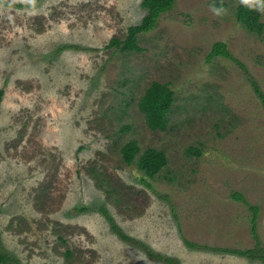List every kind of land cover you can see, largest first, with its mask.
Instances as JSON below:
<instances>
[{
	"label": "rangeland",
	"instance_id": "1",
	"mask_svg": "<svg viewBox=\"0 0 264 264\" xmlns=\"http://www.w3.org/2000/svg\"><path fill=\"white\" fill-rule=\"evenodd\" d=\"M142 0H0V244L6 264H261L188 249H264V0H176L154 29L122 41ZM256 10L261 34L235 18ZM224 43L231 60H208ZM152 82L174 103L165 132L138 101ZM163 151L152 179L120 150ZM198 155H196L197 153ZM145 179L149 187L141 182ZM106 212L124 235L114 234Z\"/></svg>",
	"mask_w": 264,
	"mask_h": 264
},
{
	"label": "trees",
	"instance_id": "2",
	"mask_svg": "<svg viewBox=\"0 0 264 264\" xmlns=\"http://www.w3.org/2000/svg\"><path fill=\"white\" fill-rule=\"evenodd\" d=\"M175 1L176 0H142L140 7L146 10V14L141 20L140 24L130 26L127 29V35L124 40L119 41L113 39L106 47H116L117 49L123 51L139 50L136 44L137 36L139 34H146L152 31L160 16L174 8ZM235 18L237 22L245 27L249 32L256 33L258 35L261 34L262 25L259 23L260 15L256 10L244 5H239L235 11ZM216 57H222L231 60L241 68H244L232 57L224 43L219 42L212 46L211 52L208 55V60ZM249 81L264 109V94H262L255 81H252L251 79ZM2 96L3 92L0 90V101ZM173 103L174 93L170 89L169 85L152 82L140 97L137 106L144 117L146 126L151 131L165 132L168 128L169 115L171 113ZM120 153L126 165H134L137 170L143 174L145 179H152L154 176L158 175L160 171L167 165V160L163 151L148 148L143 152H140L137 143L134 141L126 143L121 148ZM196 155H198V153ZM145 179H141V182L149 187ZM232 197L235 201L243 203L252 213L250 233L253 240L255 241L254 247L252 249L236 250L228 248H210L207 246L202 247L186 240L184 241V244L188 249H204L217 253H228L250 261H258L261 264H264V249L260 246L256 231L258 207L248 204L246 199L240 194H232ZM103 215L110 223L111 229L116 236H118L125 243L136 244L133 240L122 233V231L113 223V220L106 212L103 211ZM146 254L148 258L158 260L159 262H163L165 264H177L173 259L165 258L149 251H147ZM12 261L13 259L11 257L2 252L0 244V264H6Z\"/></svg>",
	"mask_w": 264,
	"mask_h": 264
}]
</instances>
